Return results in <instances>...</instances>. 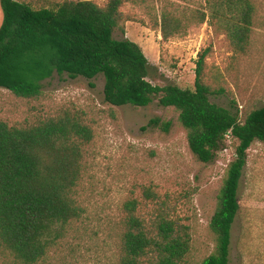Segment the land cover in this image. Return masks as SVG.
<instances>
[{
  "label": "trees",
  "instance_id": "16d2710c",
  "mask_svg": "<svg viewBox=\"0 0 264 264\" xmlns=\"http://www.w3.org/2000/svg\"><path fill=\"white\" fill-rule=\"evenodd\" d=\"M137 1L107 0L99 6L92 0H0V89L33 99L54 74L86 80L102 76L103 99L110 106L144 108L156 100L160 107L173 108L190 152L203 164L213 162L227 140L234 141V157L209 222L215 250L196 263L229 264L247 151L254 142L264 143V106L240 122L235 102L224 108L210 101L222 93L205 83L210 46L198 54L192 90L152 85L151 65L141 48L113 38L122 7ZM254 14L253 0H203L200 10L165 1L154 13V29L163 44L206 23L226 37L234 54L244 55ZM147 126L167 133L171 124L154 118ZM92 139L90 126L67 111L33 124L0 120V248L18 264L42 261L80 219L83 149ZM144 195L156 198L151 189ZM123 211L116 264H189L190 226L173 207L162 204L143 215L138 202L128 200Z\"/></svg>",
  "mask_w": 264,
  "mask_h": 264
},
{
  "label": "rangeland",
  "instance_id": "374dc122",
  "mask_svg": "<svg viewBox=\"0 0 264 264\" xmlns=\"http://www.w3.org/2000/svg\"><path fill=\"white\" fill-rule=\"evenodd\" d=\"M92 1L99 6L107 2ZM165 1L199 10L203 4V0L127 3L121 9L122 23L113 32L115 40L127 39L141 48L151 65L148 81L155 86L172 84L192 90L198 54L210 46L205 83L215 91L222 90L210 96V101L224 108L235 102L240 122L263 107L264 0H253L252 34L244 55L234 54L226 37L215 34L206 23L162 44L154 29V13ZM103 86L102 76L86 80L54 74L42 82L37 98H18L0 89V120L9 125L33 124L67 111L80 117L93 132V139L83 149L77 192L82 215L37 264H116L123 205L128 200H136L143 215L154 213L162 204L173 207L190 226L188 263L201 262L215 250L209 222L236 143L227 140L215 160L203 164L190 152L173 108L160 107L156 100L144 108L113 107L104 102ZM154 118L170 122L169 131L148 127ZM147 189L156 198H146ZM238 201L229 264H264V143L254 142L247 151ZM0 264L18 263L0 248Z\"/></svg>",
  "mask_w": 264,
  "mask_h": 264
}]
</instances>
